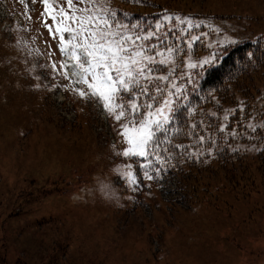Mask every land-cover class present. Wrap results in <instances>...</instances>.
Listing matches in <instances>:
<instances>
[{
  "label": "rangeland",
  "instance_id": "rangeland-1",
  "mask_svg": "<svg viewBox=\"0 0 264 264\" xmlns=\"http://www.w3.org/2000/svg\"><path fill=\"white\" fill-rule=\"evenodd\" d=\"M114 5L122 9L115 0L77 6L107 14ZM129 9L146 16L134 32H156L140 41L155 45L152 54L174 49L167 65L152 67L174 69L170 80L183 88L202 70L188 63L242 42L264 49V0H146ZM43 11L39 0H0V264H264V68L209 110L221 127L241 119L228 141L243 159L200 172L197 183L174 171L160 188L143 176L147 161L119 155L127 145L117 122L53 71L64 57ZM191 36L199 39L189 47ZM128 164L134 185L122 175Z\"/></svg>",
  "mask_w": 264,
  "mask_h": 264
},
{
  "label": "snow or ice",
  "instance_id": "snow-or-ice-1",
  "mask_svg": "<svg viewBox=\"0 0 264 264\" xmlns=\"http://www.w3.org/2000/svg\"><path fill=\"white\" fill-rule=\"evenodd\" d=\"M33 3L37 0H32ZM44 5L41 17L44 27L54 40L58 38L57 47L64 57L57 66L52 64V69L66 80L82 86L72 89L81 99L95 100L102 110L118 124L117 135L120 136L127 147L119 155L127 158L142 157L148 161L140 165L144 169L143 176L147 180L159 179L161 167L168 160L160 155L159 149L162 143H172L173 130L168 126L172 124L174 112L181 98L187 99L184 88L170 80L174 69H168V74H157L154 65H167L171 60L174 49L168 47L164 51L168 53V59H158L164 56V51H156L152 54L150 49L155 45L141 44L140 41H150L156 36L155 31H146L141 35L139 25H126L115 19L113 11L105 14L103 10L93 13L83 5L85 0H39ZM94 0H88L92 3ZM135 3L146 0H134ZM109 16L111 19H109ZM30 18V17H29ZM172 15L165 13L164 21H171ZM181 24H187L188 28H199V22H194L188 17L176 16ZM51 20L52 23H48ZM156 30L163 25L156 22ZM218 31V30H217ZM199 37L191 36L186 43L189 47ZM235 44L236 41H229ZM51 55V52H49ZM186 55V53H185ZM253 53H247L251 58ZM220 62V56L203 59L199 64L188 63L189 69H203L206 72L215 70ZM200 73H197L199 75ZM189 82L192 78L189 77ZM161 83H165L161 87ZM168 83L171 87H168ZM147 100H143V98ZM175 97V99H173ZM143 109V112L141 111ZM243 103L241 102V110ZM215 115V114H213ZM228 117L225 116L226 120ZM203 122H201L202 124ZM115 127V126H114ZM196 124L191 128L195 130ZM227 126L219 128L224 132ZM253 131L255 128L253 127ZM163 134V140L158 137ZM192 133L190 132L189 135ZM199 141L203 142L205 136L199 135ZM176 149L184 147L175 144ZM172 157L171 149H164ZM154 158L158 167L151 168ZM155 172V176L151 172ZM130 185H134L136 174L132 171V164L126 166L122 173Z\"/></svg>",
  "mask_w": 264,
  "mask_h": 264
},
{
  "label": "trees",
  "instance_id": "trees-1",
  "mask_svg": "<svg viewBox=\"0 0 264 264\" xmlns=\"http://www.w3.org/2000/svg\"><path fill=\"white\" fill-rule=\"evenodd\" d=\"M115 1H119L122 9L114 5L113 10L110 9L107 14L114 11L115 19L126 25H132L136 21L143 22L146 17L144 14L129 9L136 4L134 0ZM109 19H111L110 16ZM249 52L253 53L251 58L247 56ZM218 56H220V62L215 70L210 73L201 70L191 76L192 82L188 81L184 87L187 99L181 98L178 106H174L176 108L173 114L174 119L168 126L173 130L169 133L172 143H162L159 149L160 155L168 160V163L161 167V172L184 171L189 175V180L193 179L197 183L201 177L200 172L209 171L213 167L223 169L228 163L240 161L244 157V154L236 150L228 141L232 127L235 131L240 128L241 119H238L237 123L228 121L225 131L221 132L219 131L220 118L209 110L213 104L222 106L232 102L233 90L239 88L251 73L264 68V49L259 42H242L226 46ZM197 73L200 74L197 75ZM244 89L247 90L248 87ZM246 116L242 118L245 119ZM230 118L234 119V115ZM192 124L197 125L195 130L191 128ZM190 132L191 135H189ZM199 135L205 136L203 142L199 141ZM158 137L163 140V134L158 133ZM255 141L257 143V140ZM175 144H182L184 147L176 149ZM164 149H171V159H169V152ZM257 158L260 162H264V149L259 150ZM150 159H152L151 168L159 166L154 158ZM143 161L147 160L143 158Z\"/></svg>",
  "mask_w": 264,
  "mask_h": 264
}]
</instances>
